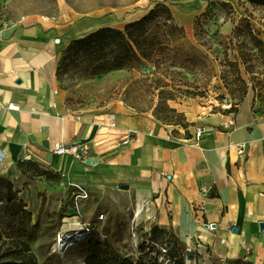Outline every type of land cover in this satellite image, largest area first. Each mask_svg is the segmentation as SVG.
<instances>
[{"label": "crops", "instance_id": "crops-1", "mask_svg": "<svg viewBox=\"0 0 264 264\" xmlns=\"http://www.w3.org/2000/svg\"><path fill=\"white\" fill-rule=\"evenodd\" d=\"M208 1L184 0L171 9L178 22L190 25ZM125 11L67 22L25 18L1 27L0 173L14 183L25 182L19 162L28 161L23 160L28 155L60 176L56 183L36 176L34 190L63 196L73 184L88 190L79 210L70 204L65 208L66 220L90 221L99 204H111L109 196L122 197L137 210V236L158 225L177 238L183 256L193 249L195 259L185 264H219L223 255L264 264V104L251 86L236 111L203 113L189 119L198 121L187 129L121 100L84 110L65 103L57 74L64 49L72 39L103 26L122 28L147 13ZM85 22L90 27L80 32ZM236 26L225 23L221 31ZM8 102L18 108H7ZM229 118L235 124L226 128L223 122ZM196 126L206 127L199 141L193 139ZM61 141L77 143L80 157L57 153ZM242 143L244 153L239 152ZM203 186L211 190L205 193ZM204 221L215 222L217 230L204 227Z\"/></svg>", "mask_w": 264, "mask_h": 264}, {"label": "rangeland", "instance_id": "rangeland-1", "mask_svg": "<svg viewBox=\"0 0 264 264\" xmlns=\"http://www.w3.org/2000/svg\"><path fill=\"white\" fill-rule=\"evenodd\" d=\"M159 1L171 7L184 0H0V27L44 15H55L60 21L67 22L119 9L127 10L125 14L133 10L148 12ZM203 12L206 15L198 21L195 18L190 25L181 24L173 14L176 22L184 27L185 35L181 36L180 30L167 34L164 52H158L145 65L98 76L90 75L83 67L60 69L58 77L65 103L72 109L84 110L98 109L121 100L138 112H154L160 108L158 111L163 116L183 119L184 123L203 113L226 112L231 107L237 109L236 104L249 98L247 89L255 80L256 97L264 104L263 59L259 58L261 54L257 49L253 50L249 33L238 35L235 29L221 31L223 24L238 25L247 18L264 40V6L253 5L248 0H209L198 15ZM242 52L251 59L247 64L240 62ZM236 59L239 68L235 65ZM239 75L245 78V83ZM167 106L177 109V113L166 112ZM196 121L191 123L196 124ZM37 179L30 176L15 185L17 189L22 187L34 222L40 224V235L31 242L39 263L86 264L83 246L74 244L63 250L57 244L60 235L76 228L70 227L72 221L66 220L63 213L69 204H73L71 192L63 196L59 191L49 194L43 189L34 190L33 180ZM109 198L111 204H99L90 221L81 222L94 223L96 230L105 237L104 226H112L114 219H118L125 237L116 241L115 246L122 254L135 258L145 237V234L135 236L132 231L137 210L134 212L133 205L125 198Z\"/></svg>", "mask_w": 264, "mask_h": 264}, {"label": "trees", "instance_id": "trees-1", "mask_svg": "<svg viewBox=\"0 0 264 264\" xmlns=\"http://www.w3.org/2000/svg\"><path fill=\"white\" fill-rule=\"evenodd\" d=\"M253 5H263L264 0H248ZM226 5V3L222 2ZM206 15L203 12L196 20ZM244 24V26L242 25ZM249 19H243L241 24L235 27L238 35L249 33L253 50L257 49L259 58L264 65V40L253 31ZM180 30L184 36V27L179 25L173 15L171 7L164 1L157 2L146 14L140 18L127 22L122 28L114 26L100 27L82 37L72 39L63 51L59 61L57 74L60 69L70 66L83 67L92 76L106 74L108 72L145 65L151 61L158 52L163 53L167 34ZM252 57V56H251ZM241 63L247 64V54H239ZM239 68L238 59L236 64ZM247 69V65H246ZM245 83V78L239 75ZM256 82L253 80L251 88L256 97ZM249 91V88L247 89ZM247 91V92H248ZM166 108V109H165ZM165 111L177 113V109L167 106ZM160 108L153 112L155 117L166 124L182 125L185 129L191 122L174 120L173 117L163 116ZM231 107L226 112H234ZM183 117L184 115L180 113ZM19 167L27 177L43 176L49 181H59L60 176L51 171L42 169L31 160L20 161ZM103 215V214H102ZM110 222V221H109ZM118 219H114L113 225H105L102 237L100 232L93 227L90 235L77 245L84 247L86 264H185L182 249L174 235L167 230L153 225L150 233H145L143 241L139 244L137 257L122 254L115 246L116 241L125 237L124 229H120ZM111 228L113 231L111 232ZM40 235V224L34 222L33 213L28 208L26 200L21 196L20 190L7 176L0 173V264H40L38 256L31 246V242ZM171 243L168 252L165 253L170 263L159 260L161 251L157 244ZM230 264H255L245 258L230 259Z\"/></svg>", "mask_w": 264, "mask_h": 264}, {"label": "built area", "instance_id": "built-area-1", "mask_svg": "<svg viewBox=\"0 0 264 264\" xmlns=\"http://www.w3.org/2000/svg\"><path fill=\"white\" fill-rule=\"evenodd\" d=\"M42 18L45 20V21H57V16L55 15H44L42 16ZM0 30H1V27H0ZM55 41L57 43H59L61 41V38L60 37H56ZM7 108L9 109H17L18 108V105L14 102H8L7 105H6ZM114 124V123H113ZM235 124V120L234 118H229L227 120H225L223 122V125L226 127V128H230L232 127L233 125ZM206 131V127L204 126H196L195 129H194V134H193V139L195 141H199L201 139V137L203 136L204 132ZM130 134H132V131H130ZM132 139V136L130 135L129 138L125 139L123 141L124 144L128 143L130 140ZM81 150L80 146L77 144V143H69V142H66V141H61L59 143L56 144L55 146V151L57 153H60V154H72V155H75L77 157H80L79 155V151ZM246 150V143H242L239 147V152L240 153H244ZM3 158L4 156L3 155H0V162L3 161ZM30 159V156L28 155H25L23 157V160H29ZM73 189L71 191V201H72V207L75 208L76 210H79L81 208V202L84 200V199H87L89 198V192L86 188H84L83 186L81 185H78V184H73L71 186ZM202 190L207 193L211 190V187L210 186H203L202 187ZM136 215V214H135ZM104 215H101V217H103ZM133 224H132V231H133V234L136 235L137 233V227L140 225V222H136V219H133ZM214 223L213 221H204L203 222V226L206 227L207 229L209 230H212L211 228V224ZM70 227L71 225H74L76 226V228H73L71 230H68L67 232H65L64 234L60 235L62 236V238H65L66 236H71L72 238V243H68V241H61V237L59 236L58 238V248L59 249H63V250H67L69 249L72 245H77L78 243L84 241L91 233L93 227H94V224L90 223V222H76V223H72L70 222ZM213 231V230H212ZM148 231L146 230V233ZM150 232V231H149ZM157 246L159 247L160 251H161V256H159V260L160 261H164L165 263H170L171 260L165 255V253L168 252V244H163V245H159L157 244ZM139 251H138V254L137 256L139 255ZM190 255H192V257H190ZM184 260L186 259V261H189V260H193L195 259V253L193 251L192 248H188L187 251H186V254L184 256ZM175 262H171V264H175ZM219 264H230L229 263V260L223 255L220 257L219 259Z\"/></svg>", "mask_w": 264, "mask_h": 264}, {"label": "bare ground", "instance_id": "bare-ground-1", "mask_svg": "<svg viewBox=\"0 0 264 264\" xmlns=\"http://www.w3.org/2000/svg\"><path fill=\"white\" fill-rule=\"evenodd\" d=\"M144 10H142V11H140V13L141 12H143ZM90 27V24H88L87 22H85V23H83L82 25H80V27H79V31L81 32V31H85V30H87L88 28ZM61 237V241H68V243H72L71 241H72V238H71V236H66L65 238H62V236H60Z\"/></svg>", "mask_w": 264, "mask_h": 264}, {"label": "water", "instance_id": "water-1", "mask_svg": "<svg viewBox=\"0 0 264 264\" xmlns=\"http://www.w3.org/2000/svg\"><path fill=\"white\" fill-rule=\"evenodd\" d=\"M122 186V188H127V185H121ZM264 224V223H263ZM211 228H212V230L213 231H216L217 230V224L214 222V223H212L211 224ZM170 244H168V246H169ZM190 257H192V255H190Z\"/></svg>", "mask_w": 264, "mask_h": 264}]
</instances>
